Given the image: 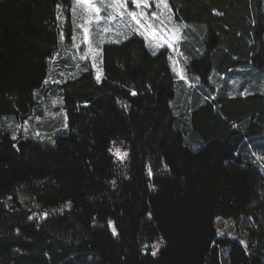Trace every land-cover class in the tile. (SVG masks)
<instances>
[{"label":"trees","instance_id":"16d2710c","mask_svg":"<svg viewBox=\"0 0 264 264\" xmlns=\"http://www.w3.org/2000/svg\"><path fill=\"white\" fill-rule=\"evenodd\" d=\"M263 3L168 0L185 84L135 33L101 46L97 82L65 60L71 0H0V264H264Z\"/></svg>","mask_w":264,"mask_h":264},{"label":"snow or ice","instance_id":"6c2138e0","mask_svg":"<svg viewBox=\"0 0 264 264\" xmlns=\"http://www.w3.org/2000/svg\"><path fill=\"white\" fill-rule=\"evenodd\" d=\"M152 3L155 4V8L157 11L151 13V16L147 14V11L150 7V0H73L72 5V12L73 16L75 17L77 9H82L86 12L87 18L83 20L82 23L77 25L80 29V43H77V34L75 32V28L73 29L72 35V48L78 50L77 55L79 60L85 61L91 59L92 67L97 68L96 60L99 56V49L94 47V42L92 39L93 32H92V25L95 23L97 26L104 22V27L101 29L103 33H109L113 31L111 27L112 22H117V30L116 35H123L118 29L122 26L131 33H139L141 36L144 37L145 41L149 44L150 47L153 46V42H155L156 47H162L167 45L168 48L176 50L179 40L182 38L180 33L182 28L184 27L183 24L174 25L172 28H167L164 25V20L161 17H166L169 22L172 20L171 16V8L169 7L168 0H151ZM129 5H134L135 10L129 11ZM59 9V5L57 6ZM106 13V15L102 16L101 13ZM61 17L58 15L57 19ZM119 18V20H118ZM159 22V24L155 22ZM135 25V27H133ZM64 33L61 32L60 40L61 43L64 41ZM124 39H127V35H124ZM102 41L104 37H101ZM119 42V41H116ZM81 44L85 45L82 54L79 53V49ZM58 55V54H57ZM155 55V52H153ZM57 56H53L51 60H56ZM73 59H76V56H73ZM172 60V57H169ZM173 63V70L177 72L181 79L184 78L183 69L179 67V63L176 60H172ZM76 67L79 69L80 65L77 64ZM85 70H87V66H85ZM51 71V70H50ZM61 76H65V73L61 72ZM73 74L69 73L65 79L71 77ZM102 77V70H97L96 80L99 82ZM51 79V75L45 79L44 84L47 85L49 80ZM211 79V78H209ZM199 81V78H197ZM53 83H62L63 81H52ZM133 95L136 93L133 92ZM243 94V93H242ZM35 95V94H34ZM63 98L61 97L59 100L53 99L52 105L55 106L56 104H62ZM62 110V109H61ZM45 115H48L45 112ZM31 119V118H29ZM41 117L39 115L36 116V120L39 121ZM9 128L12 127V124L8 125ZM67 127V124H65ZM16 131H20L23 129L25 134L28 133L29 130V120H25L23 124H16L15 125ZM36 136H40V133H35ZM13 139H16V135L13 134ZM109 151L117 158V160L123 162L128 157L127 151H122L119 147L110 148ZM260 157H258L259 159ZM151 175V172H149ZM113 186H115V181H112ZM69 205H65L68 207ZM47 216V213L43 214ZM31 219V217H29ZM251 219V217L249 218ZM109 226L111 227L113 222L111 220L108 221ZM112 231L115 234L116 229L112 227ZM243 243V242H242ZM163 244V240H160L158 243H154L151 245L153 248L152 255L156 256L157 250Z\"/></svg>","mask_w":264,"mask_h":264},{"label":"rangeland","instance_id":"374dc122","mask_svg":"<svg viewBox=\"0 0 264 264\" xmlns=\"http://www.w3.org/2000/svg\"><path fill=\"white\" fill-rule=\"evenodd\" d=\"M98 2H99V0H97V3H98ZM150 4H151V7H150L148 10H146V11H147V14H148L149 16H151V13H152V12L157 11L156 8L154 9L155 4L152 3L151 0H150ZM263 4H264V3H263ZM72 5H73V0H71V6H70V17H69V18H70V19H69V24H70V34H71L70 37H71V40H72L73 29L75 28V32H76V34H77V41H76V42H77V43H80V39H79V36H80V29H79L78 27H76V26L79 25L80 23H82L83 20L87 18V16H86V12H85L84 10L78 8L77 11H76V15H75V17H74V16H73V12H72ZM133 10H135V6H134V5H129V11H133ZM101 15L104 16V15H106V13H103V12H102ZM161 19L164 20V25H166L167 28H172L174 25H178V24H175V23L172 22V21L169 22V21L167 20L166 17H161ZM118 20H119V18H118ZM155 23L159 24L158 21L155 22ZM180 24H183L184 26L187 25V23H185V22H181ZM180 24H179V25H180ZM103 27H104V22L101 21V23L99 24V26H97L95 23H93V25H92V29H91L92 32H93L92 39H93V42H94V47H97V48L99 49V53H101V46H102L104 43L121 41V40L123 39L124 35H126L127 33H129V31L126 30V29L122 26V24H121V26L119 27L118 30H119L121 33H123V35H119V36L116 35L117 22H112V24H111V27L113 28V31H112V32H109V33H103V32L101 31V29H103ZM133 27H135V25H133ZM135 34L140 35L139 33H135ZM180 35H181V33H180ZM140 36H141V35H140ZM101 37H104L103 41H102ZM141 37L144 39L143 36H141ZM144 40H145V39H144ZM179 42H180V40H179ZM179 42H178V43H179ZM145 43H146L147 48H148L151 52H156L159 48H161V47H156V46H155V42H153V46H152V47H150L149 44H148L146 41H145ZM162 47H166V48L169 50V57L171 56V57H172V60H176V61H178V63H179V67L183 69V75H184V78L181 79L180 76L177 74V72L173 70V67H174V66H173L172 60L169 59L170 67H171V69H172V72L174 73L175 79H176L179 83L183 82V83H185V84H189V83L192 84V79H191V77L189 76V73H188V72H189V69L192 70V69L189 67V63H186V64H185V63H183V61H180V60L177 58V57L180 56V54H182V51H181L180 46L177 45L175 51H174L173 49H171V48H168L167 45H164V46H162ZM84 48H85V45L81 44L80 49H79V53H80V54H82ZM64 51H65V54H67V57H65V60H68L69 62H71L72 60L81 61V60H79L78 55H77V51H78V50L72 48V41H70L68 47H65V48H64ZM68 53H69V54H68ZM73 56H76V59H73ZM88 61H89V64L91 65V67H92V61H91V59H88ZM96 64H97V68H93V67H92V70H93V72H94V78H95V79H96L97 70H98V69L101 70V69H100V67H101V62L98 61V58H97V60H96ZM184 64H185V65H184ZM193 71H194V70H192V72H193ZM232 82H233V80H232ZM234 83H235V82H234ZM194 86H195V85H194ZM57 113H58V112H57ZM57 113H56V114H57ZM57 117L59 118L60 123L62 122L63 124H66L65 115H63V113H62V114H61V112L58 113ZM61 119H62V121H61ZM24 121H25V119L23 120V122H24ZM12 122H13V120H12L11 118H9V120H7V121L5 122V124H6V123H7L8 125H9V124H12V127L15 128V124H13ZM23 122L20 123V124L22 125ZM35 122H36V123H35ZM35 122H33V121H29V130L32 131V135H33L35 138L39 139L40 141H41V140H44V139L46 140V138H47L48 136H45L46 133L44 132V131H45L44 129H38V128H34V129H36V130L33 129V126H34V125H36V127H37V126H39V127L42 126V125H41V122H39V124H37V121H35ZM40 125H41V126H40ZM42 127H43V126H42ZM44 128H45V127H44ZM22 130H23V129H22ZM37 132L40 133V136H36V135H35V133H37ZM257 157H258V156L256 155L255 158H257ZM149 172H151V170L148 168L147 171H146L147 175H149ZM149 176H151V175H149ZM17 194H18L20 197H30V195H29L28 193H26L25 191H23V190H18V191H17ZM249 221L251 222L252 219H251V220L249 219ZM112 227H114L113 224H112V226L110 227L111 230H112ZM240 229H241V228H240ZM112 232H113V231H112ZM218 234L221 235V236L228 237V238H230V239H234V240H236V241H238V242H240V243L243 242V243H242L243 245L246 243V242H245V239L243 238L242 232H240V231L238 230V228H235V226H234V224H233V222H232L231 220H225V219H222V220H219V221H218Z\"/></svg>","mask_w":264,"mask_h":264},{"label":"bare ground","instance_id":"6f19581e","mask_svg":"<svg viewBox=\"0 0 264 264\" xmlns=\"http://www.w3.org/2000/svg\"><path fill=\"white\" fill-rule=\"evenodd\" d=\"M253 137V136H252Z\"/></svg>","mask_w":264,"mask_h":264}]
</instances>
